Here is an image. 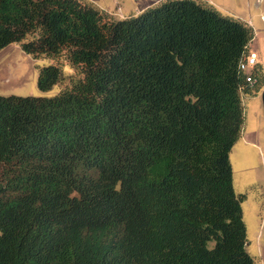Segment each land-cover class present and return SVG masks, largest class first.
<instances>
[{
    "label": "trees",
    "instance_id": "1",
    "mask_svg": "<svg viewBox=\"0 0 264 264\" xmlns=\"http://www.w3.org/2000/svg\"><path fill=\"white\" fill-rule=\"evenodd\" d=\"M253 38L205 0H0V51L65 85L0 94V264H255L230 158Z\"/></svg>",
    "mask_w": 264,
    "mask_h": 264
},
{
    "label": "rangeland",
    "instance_id": "2",
    "mask_svg": "<svg viewBox=\"0 0 264 264\" xmlns=\"http://www.w3.org/2000/svg\"><path fill=\"white\" fill-rule=\"evenodd\" d=\"M114 18H125L139 13L162 0H87ZM212 3L225 15L251 18L254 38L250 53L255 52L257 64L264 68V0H205ZM56 60L49 57H34L26 52L21 42H13L0 51V94L54 95L65 85L60 83L43 92L37 85L41 66ZM255 66V65H253ZM66 75L74 73L73 67L65 62ZM264 87L259 85V88ZM245 94V93H244ZM247 101V102H246ZM245 101L250 130L249 143L237 141L232 147L230 158L237 192L246 194L242 202L244 219L248 230L247 250L255 264H264V116L263 108L256 100ZM259 110L260 113L257 111Z\"/></svg>",
    "mask_w": 264,
    "mask_h": 264
},
{
    "label": "crops",
    "instance_id": "3",
    "mask_svg": "<svg viewBox=\"0 0 264 264\" xmlns=\"http://www.w3.org/2000/svg\"><path fill=\"white\" fill-rule=\"evenodd\" d=\"M236 18L247 22L249 25H250V22L252 23V19L251 18H247V19H244L242 17H236ZM263 89H264V87L259 88V86H252V87H250L249 89H247L246 91L243 92V104H244V111H245V121H244V125H243L241 136L238 139V141L242 140L243 142H245V144L249 143L250 138H251V136H250L251 133H250V130L248 128L249 122L247 120L248 115H247L245 101H246L247 98H250V97L253 98L254 100H256V103H257L258 107L260 106L261 108H263V111H264V106H263V102H262V91H263ZM257 111L260 113L259 110H257ZM259 118L262 121L264 119V116H262V114L260 113Z\"/></svg>",
    "mask_w": 264,
    "mask_h": 264
},
{
    "label": "built area",
    "instance_id": "4",
    "mask_svg": "<svg viewBox=\"0 0 264 264\" xmlns=\"http://www.w3.org/2000/svg\"><path fill=\"white\" fill-rule=\"evenodd\" d=\"M257 64V57L255 52H251L242 62L241 69L247 76V80L254 83V79L251 78V71L253 69V65Z\"/></svg>",
    "mask_w": 264,
    "mask_h": 264
},
{
    "label": "water",
    "instance_id": "5",
    "mask_svg": "<svg viewBox=\"0 0 264 264\" xmlns=\"http://www.w3.org/2000/svg\"><path fill=\"white\" fill-rule=\"evenodd\" d=\"M262 102H263V106H264V89L262 91Z\"/></svg>",
    "mask_w": 264,
    "mask_h": 264
}]
</instances>
